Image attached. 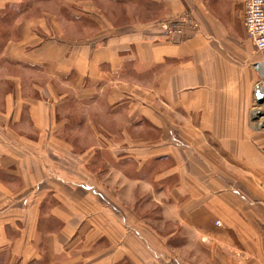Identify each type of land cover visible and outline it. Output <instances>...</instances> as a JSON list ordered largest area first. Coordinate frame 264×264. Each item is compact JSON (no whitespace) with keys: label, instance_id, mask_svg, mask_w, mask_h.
Returning <instances> with one entry per match:
<instances>
[{"label":"crops","instance_id":"1","mask_svg":"<svg viewBox=\"0 0 264 264\" xmlns=\"http://www.w3.org/2000/svg\"><path fill=\"white\" fill-rule=\"evenodd\" d=\"M244 1L0 0V264H264Z\"/></svg>","mask_w":264,"mask_h":264},{"label":"built area","instance_id":"2","mask_svg":"<svg viewBox=\"0 0 264 264\" xmlns=\"http://www.w3.org/2000/svg\"><path fill=\"white\" fill-rule=\"evenodd\" d=\"M244 32L256 50L264 51V0H245L243 7ZM162 36L183 37L190 31L197 29V23L188 14L180 16L177 20L161 22L158 24ZM219 226V221L215 222Z\"/></svg>","mask_w":264,"mask_h":264},{"label":"water","instance_id":"3","mask_svg":"<svg viewBox=\"0 0 264 264\" xmlns=\"http://www.w3.org/2000/svg\"><path fill=\"white\" fill-rule=\"evenodd\" d=\"M255 98L258 101V103H261L264 100V92L263 91H260V90H256V92H255Z\"/></svg>","mask_w":264,"mask_h":264},{"label":"rangeland","instance_id":"4","mask_svg":"<svg viewBox=\"0 0 264 264\" xmlns=\"http://www.w3.org/2000/svg\"><path fill=\"white\" fill-rule=\"evenodd\" d=\"M243 7H244V4H242V10H243ZM120 10H121V9H120ZM116 16L119 17V18H122V17L119 16V11H118V13L116 14ZM116 21H117V24H118V25L125 23L123 20H118V19H116ZM159 23H161V22H159ZM159 23L156 24L157 27H159V26H158ZM154 25H155V23H153V26H154ZM163 38H165V37H163ZM88 169H89V168H88Z\"/></svg>","mask_w":264,"mask_h":264}]
</instances>
